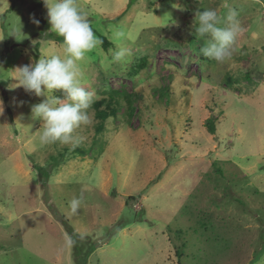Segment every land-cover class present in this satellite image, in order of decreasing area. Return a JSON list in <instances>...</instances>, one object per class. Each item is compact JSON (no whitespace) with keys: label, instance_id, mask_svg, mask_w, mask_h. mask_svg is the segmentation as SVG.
I'll list each match as a JSON object with an SVG mask.
<instances>
[{"label":"rangeland","instance_id":"obj_1","mask_svg":"<svg viewBox=\"0 0 264 264\" xmlns=\"http://www.w3.org/2000/svg\"><path fill=\"white\" fill-rule=\"evenodd\" d=\"M262 1L77 0L111 43L80 62L83 83L118 114L99 124L91 107L76 141L40 144L45 97L14 71L63 56V37L43 0H0V264H264ZM229 8L244 32L217 62L194 23Z\"/></svg>","mask_w":264,"mask_h":264},{"label":"clouds","instance_id":"obj_2","mask_svg":"<svg viewBox=\"0 0 264 264\" xmlns=\"http://www.w3.org/2000/svg\"><path fill=\"white\" fill-rule=\"evenodd\" d=\"M43 3L47 9L50 30L63 37V56L57 54L40 58L14 72L18 74L17 87H23L37 97H45L32 107V116L44 122L39 143L59 141L69 144L76 141L74 131L90 123L89 109L99 99L95 91L89 90L83 83L80 62L102 41L92 29L88 12L78 5L77 0H43ZM238 16V11L232 8L228 9L226 17L218 16L213 9L197 14L195 33L200 37H208L205 46L200 49L204 57L217 62L232 57L237 39L244 32ZM31 22L37 26L40 24L34 16ZM124 37L122 31L113 32L114 40ZM110 51L115 61H120L127 54L124 48ZM56 91L63 93L64 98L50 94ZM83 202L82 195L73 199L71 211L76 213Z\"/></svg>","mask_w":264,"mask_h":264},{"label":"trees","instance_id":"obj_3","mask_svg":"<svg viewBox=\"0 0 264 264\" xmlns=\"http://www.w3.org/2000/svg\"><path fill=\"white\" fill-rule=\"evenodd\" d=\"M263 2V7H264V1H262ZM100 40L102 41V46H103V49H108L109 48V45H111V43H109L105 38H100ZM56 41H58V42H63V39H60V38H56ZM116 93L115 92H113L112 94H111V96L109 97L110 98V100L112 99V96H114ZM61 95H63V93H61ZM134 98H136V99H138V97H137V95H136V93H134ZM63 97H64V95H63ZM126 97H127V99L129 100V104H130V99H132L133 97H132V95H126ZM132 99L133 101L134 100H136V99ZM109 100V101H110ZM127 100V101H128ZM105 102H107V101H105V100H100V101H96L93 105H92V107H93V109L95 110V119H97L98 121V123L99 124H103L107 119H109V118H111V116H113V115H116V114H118V112H117V110L116 109H114V108H112V106H111V104H114L115 103V101H112L111 100V102H107V104L105 105V109H102L101 108V105L103 106V104L105 103ZM132 107H133V105H132V102H131V107L129 108V111H130V113L132 114L133 113V109H132ZM215 119V118H214ZM216 122H217V119H215V120H213V119H210V120H208V122L206 123L207 124V127H208V132L211 134V135H213L214 133H215V128H216ZM101 130V128L100 129H98V131H100ZM215 167H214V169H215V172L217 171V167H216V165H214ZM129 201L130 200H133L134 201V199L133 198H129L128 199ZM72 241L75 243L76 242V238L75 237H72Z\"/></svg>","mask_w":264,"mask_h":264}]
</instances>
